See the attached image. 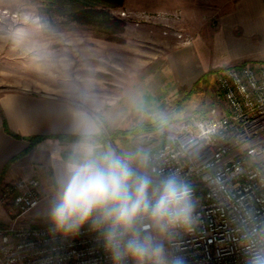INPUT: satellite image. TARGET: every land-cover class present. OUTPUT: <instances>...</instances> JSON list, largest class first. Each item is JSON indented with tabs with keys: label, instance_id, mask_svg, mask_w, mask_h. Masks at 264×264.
Segmentation results:
<instances>
[{
	"label": "rangeland",
	"instance_id": "1",
	"mask_svg": "<svg viewBox=\"0 0 264 264\" xmlns=\"http://www.w3.org/2000/svg\"><path fill=\"white\" fill-rule=\"evenodd\" d=\"M233 1L124 0L120 7L104 6L109 22L93 14L69 18L42 0H0V94L29 91L64 98L76 107L80 103L99 118L103 138L111 131L167 124L100 142L117 152L136 146L148 151L177 122L224 108L216 82L220 68L195 79L188 66L200 64L197 36L217 25L219 12ZM122 10L133 14L122 15ZM157 14L167 19L158 20ZM115 19L120 22L114 24ZM165 25L171 27L169 34ZM175 28L192 42L179 39ZM5 216L0 207V226L9 224Z\"/></svg>",
	"mask_w": 264,
	"mask_h": 264
},
{
	"label": "built area",
	"instance_id": "2",
	"mask_svg": "<svg viewBox=\"0 0 264 264\" xmlns=\"http://www.w3.org/2000/svg\"><path fill=\"white\" fill-rule=\"evenodd\" d=\"M170 32L165 25L164 34ZM174 34L192 42L181 30ZM216 82L224 108L177 122L148 152L153 172L178 174L197 200V230L178 241L187 264H243L240 229L250 219L264 220V61L224 67ZM44 198L36 174L0 183L9 218L0 226V264H111L87 226L75 237L54 238L48 223L21 224Z\"/></svg>",
	"mask_w": 264,
	"mask_h": 264
},
{
	"label": "clouds",
	"instance_id": "3",
	"mask_svg": "<svg viewBox=\"0 0 264 264\" xmlns=\"http://www.w3.org/2000/svg\"><path fill=\"white\" fill-rule=\"evenodd\" d=\"M99 133L85 114L47 209L51 235L75 237L87 226L111 264H187L178 241L200 222L191 186L176 173L153 172L144 147L117 152ZM238 249L243 264H264V220L242 225Z\"/></svg>",
	"mask_w": 264,
	"mask_h": 264
},
{
	"label": "crops",
	"instance_id": "4",
	"mask_svg": "<svg viewBox=\"0 0 264 264\" xmlns=\"http://www.w3.org/2000/svg\"><path fill=\"white\" fill-rule=\"evenodd\" d=\"M217 21V25L206 26L202 35L196 38L195 58L200 64L188 66V70L192 71L188 74L194 73L195 79L209 68L222 69L242 62L264 61V0H234L230 7L219 12ZM177 77L187 80L185 75L178 74ZM85 114L96 121L100 133L104 132L96 114L80 103L76 107L64 98L29 91L0 94V182L36 174L45 192V198L26 214L23 224H35L47 219L46 213L55 194L58 174L80 140L65 135H81ZM33 135L63 137H47L32 146L29 138ZM166 138L167 134L157 139L148 152ZM26 150V153L10 162Z\"/></svg>",
	"mask_w": 264,
	"mask_h": 264
},
{
	"label": "trees",
	"instance_id": "5",
	"mask_svg": "<svg viewBox=\"0 0 264 264\" xmlns=\"http://www.w3.org/2000/svg\"><path fill=\"white\" fill-rule=\"evenodd\" d=\"M47 6L48 9L53 10L54 12H58L61 15L67 16L69 18H73L76 20H79L83 17H90L92 14L97 17V19H100L101 21H109V17L106 13V10L104 6H115L120 7L124 4V0H42ZM102 6V7H101ZM116 20V19H115ZM110 22V21H109ZM120 21L116 20L113 23L118 24ZM247 62H242L241 64H245ZM167 124H154L150 126L141 125L139 127L130 129V130H116L110 132V138H103V133H99V136L97 137L100 142L105 143L109 142L108 139L113 140L116 135H132L135 133H141L146 130H155L157 128H160L162 126H165ZM14 136L18 137L19 135L14 134ZM63 137L62 135H33L29 139L31 140V145H35L39 141L47 138V137ZM66 137H76L81 138V135H65ZM31 146V147H32ZM30 149V148H29ZM28 149V150H29ZM28 150L23 152L22 154H19L18 156H15L11 159L10 162L14 161L24 153H26ZM10 164V163H9ZM8 167V165L5 167ZM1 183V182H0Z\"/></svg>",
	"mask_w": 264,
	"mask_h": 264
}]
</instances>
